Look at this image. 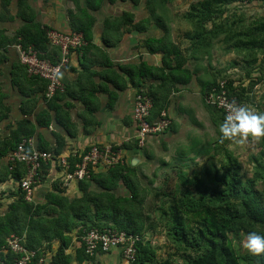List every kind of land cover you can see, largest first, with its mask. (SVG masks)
<instances>
[{
  "label": "trees",
  "instance_id": "obj_1",
  "mask_svg": "<svg viewBox=\"0 0 264 264\" xmlns=\"http://www.w3.org/2000/svg\"><path fill=\"white\" fill-rule=\"evenodd\" d=\"M117 1H131L135 6L140 3V0H71L73 8L67 10V24L71 32L81 33L86 41V44L75 49L82 51L93 46L91 39L95 23L94 12L106 4H114ZM167 1L145 0L144 8L148 9L149 13L138 21H134L135 14L130 10H122L120 14L105 17L102 21L101 41L105 46L114 45L126 31L131 29L142 31L151 22L162 33L161 36H148L142 40V45L149 52H162V66H151L145 62L138 66H120L131 82L136 81L137 90L144 91L151 97L153 105L147 120L151 122L156 119L160 111L165 109L166 103L159 102L157 96L146 89L141 81L146 77H156L160 78L163 84L187 83L191 75L197 73V66L190 69L185 67L184 63L189 57L197 59L202 55H210L211 39L220 34L223 36L218 41L226 44L224 47L226 51H236L246 56L245 66L244 62L242 64L244 66L242 77L249 79L250 84L242 86V83L239 84L237 80L226 76L224 71L217 70L222 73L215 75L210 72V76L205 79L197 77L201 95L204 100L208 93L218 89L220 80H225L227 94L244 102L249 89L262 80L264 22L254 19L238 25L241 17L231 19L225 15L226 5L236 0H196L190 4L191 11L187 13V20L194 28L184 33V37L189 40V46L186 47L189 54L185 56L180 44L174 42L171 36L169 21L166 20L167 13L164 11ZM10 3L11 0H0V21L18 19L20 24L12 35H8L4 27L0 28V76L3 66L9 63L7 69L9 81L21 97L19 110L23 114H29L33 109L31 99L37 93H41L42 98L45 97L48 81L37 75L28 74L26 65L22 64L18 57L11 60L8 54L9 46L20 43L23 48H27L32 45L40 52L38 54L40 57L51 48L58 59L61 57V51L57 45L49 43L47 31L51 27L38 18L30 0H15L16 8L13 14L10 12ZM158 8L159 12L156 11ZM47 56L51 57V62L58 60H55L48 51ZM105 62L109 65L108 60ZM237 62L234 60L233 63ZM255 71H258L259 75L251 76ZM115 77L120 78L117 73ZM112 83L120 87L124 85L123 80L117 84L115 79H112ZM114 99V94L109 92V105H112ZM206 105L211 112L212 122L218 126L224 118L223 111L207 103ZM10 110L7 94L0 82V121L7 118ZM44 114L40 113L38 123H42L40 120ZM31 125L17 127L4 136L0 133V183L9 178L19 182L25 174L22 163H17L9 169L7 162H1L22 137L33 133ZM263 139L260 141L262 147L260 152L251 156L250 174L240 171L241 166L231 151L223 148L222 152L218 147L220 152L218 163L209 161L192 174L186 173L185 170L179 171L178 182L173 187L168 185L167 190L154 194L161 203L158 210L167 238L172 240L178 250L186 253L185 258L183 257L185 264H264V253L240 257L233 239L234 236L239 238L249 231L264 234ZM195 142L189 147L195 156L211 152L208 146H198V142ZM134 143L137 145L135 139ZM57 146H60L59 143ZM40 148L48 150L43 146ZM92 180L101 190L88 189ZM120 181H123L129 195L114 193ZM79 188L82 191L79 197L70 200L60 194L48 192L45 196L46 202L38 205L26 201L23 191L17 184L14 190L16 199L8 203L0 214V258L3 264H10L13 257L9 250L4 251L6 238L11 233L19 236L25 247L36 251L31 264H35L42 255V243L51 239L60 241L55 255L49 258L51 264H70L74 260L78 263L85 260L93 261L94 255L86 254L84 249H80L75 258L64 253L63 250L70 241V236L66 233L77 228L81 236L84 231L91 228L102 229L106 226L141 237L135 244L134 260L129 264H173L170 261L171 256L159 260L156 249L150 240L144 237L147 227L152 226V223L144 213L147 189L140 183L134 168L124 163L114 165L105 173L91 174L89 179H82L79 181ZM48 211L52 213L47 214L50 213Z\"/></svg>",
  "mask_w": 264,
  "mask_h": 264
},
{
  "label": "crops",
  "instance_id": "obj_2",
  "mask_svg": "<svg viewBox=\"0 0 264 264\" xmlns=\"http://www.w3.org/2000/svg\"><path fill=\"white\" fill-rule=\"evenodd\" d=\"M108 16L111 15L105 17ZM64 18L62 17L63 23L61 18L60 20L53 19L51 21V17H49L50 21L48 22L50 24H47L54 28L55 26L51 24L56 22L58 26L55 27L56 30H62L65 33L70 32L67 20ZM141 18L135 15L134 21H138ZM95 23L100 28V23L98 24L96 21ZM155 27L156 25L151 22L142 31L131 29L124 32L119 41L114 45L105 46L101 41L103 29L101 22L100 31L97 32L99 29L95 30V28L93 30L92 47L82 51H78L77 49L70 50L68 65L59 73L63 89L57 90L49 98H42L41 93H37L30 101L33 109L29 114L20 112L19 104L21 97L19 94H17L16 103L10 104L7 102L11 110L7 118L0 121L1 135H7L10 133V130H15L17 127H25V125L29 127L32 124L33 133L29 137L33 138L37 148L42 149L40 146L46 147L48 150H45L51 153V159L42 164L40 182L35 185L30 199L26 201L38 205L43 204L46 202L45 196L48 192L60 194L70 200L79 197L82 194L79 188V181L81 180H67L66 172L68 170H65L60 165L59 159L65 157L68 163L73 165L78 160L79 155L92 145L108 144L118 146L123 161L118 164L124 163L134 168L135 174L142 184L143 180L137 168L140 165L144 167L154 164V157L156 150H158L156 148H159V151L163 152L169 148L172 150L173 147H168V145L174 143V141L181 144L180 139L183 137L184 127H191L190 124L195 123L197 120L194 113L197 105L203 107L208 112L206 102L203 100L200 92V85L197 79V77H200L198 76V71L191 75L187 83L178 82L171 84V82H166L163 84L160 78L146 77L141 81L142 85L152 94L156 95L159 102L164 101L166 103L165 110L169 115L170 123L168 129L159 135L149 136L142 146L135 145L134 139L137 134V125L132 116V109L137 85L136 81L131 82L129 80L128 75L120 66H138L141 62H145L151 66H162V52L151 53L142 45V40L146 37H158L162 35L161 31ZM174 42L179 43L176 40ZM180 49H182L185 56L189 54L186 48L181 45ZM47 51L54 56L55 60L58 59L53 54L51 48ZM47 51L46 54L43 53L42 55L51 60V57L47 56ZM197 59L189 57L184 66L193 69L189 67V63ZM106 60L109 61L110 66L105 62ZM114 72L119 74L120 78H116ZM112 79H115L117 84L122 83L123 80L124 85L122 87L117 86L112 83ZM162 84L163 86H161ZM109 92H112L115 96L112 105L108 103ZM40 113H45L40 120L42 123L37 122ZM195 141L198 140L195 138L191 139V141L189 140L190 145ZM58 143L60 146H57ZM174 152L176 156H179L177 149L174 148ZM179 152L184 158L193 153L188 147L179 149ZM164 161L161 160L162 163ZM3 162L6 163V156L2 159L1 163ZM108 169L102 165H96L91 168L90 176L91 174L105 173ZM90 182L88 189L101 190L95 181L92 180ZM17 184L18 181L12 178L0 183V192H3V194L0 193V214L3 213L8 203L16 199L14 190ZM120 187H124L128 191L123 181H120L114 190L115 192L113 191L116 195H129V191L128 194L118 193L117 191ZM48 212L50 213L47 214L52 213L51 211ZM41 213L44 212L41 211ZM66 234L70 236V241L63 251L72 258H75L77 252L83 249L77 228L72 229ZM59 246V239L44 241L41 245V248H43L41 256L52 258ZM119 253L118 249H112L107 253L95 254L94 258L96 259L101 256L119 258ZM85 262H91V260H85L80 263L74 260L70 264H82Z\"/></svg>",
  "mask_w": 264,
  "mask_h": 264
},
{
  "label": "rangeland",
  "instance_id": "obj_3",
  "mask_svg": "<svg viewBox=\"0 0 264 264\" xmlns=\"http://www.w3.org/2000/svg\"><path fill=\"white\" fill-rule=\"evenodd\" d=\"M195 1L196 0H168L164 9V11L166 10L167 13L166 20L169 21L168 26L171 28L170 30L172 38L179 42L184 48L189 46V40L184 37V33L187 31H192L194 28V26L187 20V13H190V4ZM30 2L31 5H33L36 9L38 18L48 24H50L48 22L50 21L49 17H51V21L53 19L60 20L62 17L66 18L67 10L73 8L71 0H30ZM144 3L145 0H140L139 5L135 6L131 1H117L114 4L104 5L100 10L94 12L95 21L98 22V24L100 23V28H98L95 23L96 27L94 25L93 30L95 28V30L99 29L97 32L100 31L102 22L101 20L103 17L107 15L120 14V12L124 9L133 11L138 18L145 16L149 12L148 9L144 8ZM153 3L155 2L153 1ZM226 7L227 11L225 12V15H227L229 18L234 19L235 17H241L242 20L238 23V25L250 22L254 19L264 22V0H236L227 4ZM9 8L10 12L13 14L16 8L15 0H11ZM156 11L159 12V8ZM62 22L64 23L63 19ZM19 24L20 21L18 19L13 21H0V28L4 27L6 29V33L8 35H12ZM51 25L58 27L56 22H53ZM55 27H51V30L55 29L56 31ZM155 28L159 30V28ZM57 31L62 32V30ZM222 36L223 35L220 34L216 37H212L210 43V55H202L201 57H197V60H192L191 63H189V67L194 68L197 66L198 76H200V78H208L210 76V72L215 75H219L222 72H217V70H220L224 71L227 74L226 76H228L230 79L237 80L236 82H240L239 84L242 83V86L249 85V79L242 77L244 74L245 61L247 60L246 56L244 54H238L236 51H226L224 49L226 44L218 41L222 38ZM21 53L22 49L17 51L14 45L9 47L8 54L11 60H16L15 58L17 57H19L21 60ZM234 60H237L238 62L233 63ZM243 62L244 66H242ZM8 64L9 63H6L2 68L3 70L0 76V82L2 83L3 89L7 94V102L12 104L17 102L16 97L18 93L9 81L7 73V69L9 68ZM258 75L259 72L255 71L251 76L254 77ZM261 76L262 80H260L259 83H256L252 89H249L248 95L243 102L244 105H247L258 112L264 111V71ZM195 109L196 110L194 113L197 120L195 119L196 122L190 124L191 127H184L185 131L183 132V137H181L182 140L180 139L181 144H178L174 141L176 145L174 143L168 145V147H173V149L171 150L169 148L163 152H160L159 148H156L158 150H156L154 164L144 167L140 165L137 168L139 169V173L141 174L140 176L143 180L142 185L147 189L144 213L147 214L149 221L152 223V226L147 227L144 237L149 239L156 249L157 258L159 260L171 256L170 261H172L173 264H185L183 257L185 258L186 253L182 250H178L177 247H175V245L171 242L172 240L167 238L166 229H164V223L160 218L159 210L161 203L159 202V198L154 197V194H159L164 190H167L166 186L168 187V185L173 187V185L178 182L177 172L179 171L185 170L186 173L192 174L193 171L197 170L203 165H206L209 161L218 163L220 159L219 149L223 152V148H227L232 152L233 156L238 160L241 166V172L250 174L252 170L251 156L256 155L262 149L260 141L263 139V137L256 139L249 136L246 139H240L237 137L233 139L221 140L218 126H216L211 120V112L209 110L207 112L199 105H197ZM0 132L2 134V131ZM148 138L149 136L146 138L144 143ZM194 138L198 140V146H208L211 149V152L206 155L194 156V158V154L192 153V155H188L184 158V156L180 154L179 149H184L187 147L189 148V140L191 141V139ZM218 147L219 149H217ZM174 148L177 149L179 156H176L175 152L173 153ZM211 155L212 157H210ZM159 160L160 162L161 160L165 161L164 163L161 162V164ZM117 192L121 194H128V191H126L124 187H120ZM233 239L239 256H249L250 253L248 250L242 246V242L246 239V235H240L239 238L234 236ZM82 264L129 263H127L119 253V258H106L101 256L96 258L94 261L87 263L85 262Z\"/></svg>",
  "mask_w": 264,
  "mask_h": 264
},
{
  "label": "built area",
  "instance_id": "obj_4",
  "mask_svg": "<svg viewBox=\"0 0 264 264\" xmlns=\"http://www.w3.org/2000/svg\"><path fill=\"white\" fill-rule=\"evenodd\" d=\"M51 30V29H49ZM47 31L49 43L59 46L61 57L56 63H52L45 56L40 57V52L33 48L32 45L23 48L20 43L14 44V47L19 51L20 62L27 67L28 74L37 75L48 80L46 97H51L56 90L62 89V84L59 80V73L68 63L70 49H74L81 45L84 41L81 34L76 32H59L51 30ZM205 102L211 106L220 108L224 115L226 105L231 102L243 104L234 96H229L225 89V80H220L218 89L208 93ZM152 99L144 91L136 90L132 109V116L137 125V134L135 140L138 146H142L148 136L159 135L164 132L170 123L168 114L165 109L161 110L158 117L153 121H148L147 117L152 108ZM51 159V153L45 149H39L35 146L32 137H22L6 156L8 168L12 169L17 163H22L25 168L24 176L19 180L18 184L24 193L25 199L29 200L32 191L41 179V167L44 162ZM120 148L113 145H92L87 150L79 155V158L71 166L65 157L59 159L60 165L68 170L66 179L82 180L90 177L92 167L102 165L106 168H111L118 163H122ZM141 237L138 234L127 233L123 230L106 226L102 229L91 228L81 234L80 240L83 244L84 252L88 255L99 253H107L112 249H118L122 258L130 263L134 260L136 252V242ZM5 250H9L13 257L10 264H31L32 258L35 255V250L28 249L21 243V238L16 234L11 233L6 238ZM0 264H3L0 258ZM35 264H51L50 260L41 256Z\"/></svg>",
  "mask_w": 264,
  "mask_h": 264
},
{
  "label": "clouds",
  "instance_id": "obj_5",
  "mask_svg": "<svg viewBox=\"0 0 264 264\" xmlns=\"http://www.w3.org/2000/svg\"><path fill=\"white\" fill-rule=\"evenodd\" d=\"M218 130L221 140L233 139L237 137H239L240 139H246L249 136L256 139L264 137V111L258 112L247 105H238L235 102H231L226 105L225 115L222 122L218 125ZM242 246L246 248L252 255H259L264 253V234H261L257 231H249L246 234V239L242 242Z\"/></svg>",
  "mask_w": 264,
  "mask_h": 264
},
{
  "label": "bare ground",
  "instance_id": "obj_6",
  "mask_svg": "<svg viewBox=\"0 0 264 264\" xmlns=\"http://www.w3.org/2000/svg\"><path fill=\"white\" fill-rule=\"evenodd\" d=\"M83 44H86V41H85V40L83 41V43H82L81 45H83ZM81 45H79V46H81ZM79 46H77V47H79ZM77 47H76V48H77ZM58 60H59V59H58ZM58 60H57L56 62H58ZM56 62H52V63H56ZM68 62H69V58H68ZM67 65H68V63L65 65V67H66Z\"/></svg>",
  "mask_w": 264,
  "mask_h": 264
}]
</instances>
